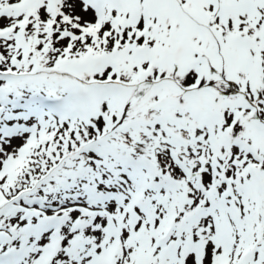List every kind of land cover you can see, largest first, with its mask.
<instances>
[{
    "label": "snow or ice",
    "instance_id": "snow-or-ice-1",
    "mask_svg": "<svg viewBox=\"0 0 264 264\" xmlns=\"http://www.w3.org/2000/svg\"><path fill=\"white\" fill-rule=\"evenodd\" d=\"M0 264H264V0H0Z\"/></svg>",
    "mask_w": 264,
    "mask_h": 264
}]
</instances>
